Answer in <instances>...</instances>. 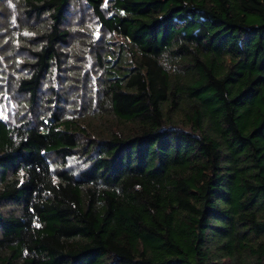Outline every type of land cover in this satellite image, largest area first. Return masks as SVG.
<instances>
[{
  "label": "trees",
  "instance_id": "16d2710c",
  "mask_svg": "<svg viewBox=\"0 0 264 264\" xmlns=\"http://www.w3.org/2000/svg\"><path fill=\"white\" fill-rule=\"evenodd\" d=\"M0 54V264H264V0H0Z\"/></svg>",
  "mask_w": 264,
  "mask_h": 264
},
{
  "label": "rangeland",
  "instance_id": "374dc122",
  "mask_svg": "<svg viewBox=\"0 0 264 264\" xmlns=\"http://www.w3.org/2000/svg\"><path fill=\"white\" fill-rule=\"evenodd\" d=\"M16 8L15 7H11V10L13 11L14 13V10ZM82 11V12H81ZM80 13H78V9L74 11V13L76 12L77 15L75 16V14H73L70 18L71 20L69 21V23L71 24V28L72 30L74 31L76 28H75V25L77 24V21L79 22V19L80 18H83V25L79 26L80 30L82 31H86L89 26H92L93 24V19L91 18V16H89V14L87 15L86 12L84 10H81ZM18 11H16L13 16L11 17V23H12V28H14V30L16 31V28H17V22H16V16ZM75 16V17H74ZM74 18V19H73ZM94 26V24H93ZM92 26V27H93ZM93 41H96L98 40V34L95 32H93ZM0 57H4V54H0ZM86 63H87V66L88 68H91L92 67V61L91 60H88V57L86 59ZM0 80H1V77H0ZM1 84V82H0ZM5 91L8 90L7 87H5L4 89ZM75 93H69L70 97H75L76 95H74ZM21 100H24V99H21ZM20 100L16 97V95L12 92H8L7 94H4L1 96V99H0V118L2 120H4L5 122H7L8 124H15L16 122V118H17V111L18 110V104H20Z\"/></svg>",
  "mask_w": 264,
  "mask_h": 264
}]
</instances>
